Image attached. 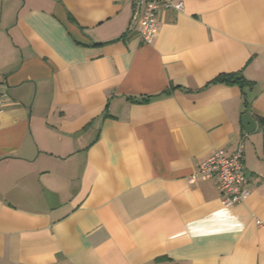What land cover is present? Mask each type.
I'll return each instance as SVG.
<instances>
[{
  "label": "crops",
  "instance_id": "obj_1",
  "mask_svg": "<svg viewBox=\"0 0 264 264\" xmlns=\"http://www.w3.org/2000/svg\"><path fill=\"white\" fill-rule=\"evenodd\" d=\"M180 1L145 44L132 0H0V264H264V0ZM242 138L225 208L189 180Z\"/></svg>",
  "mask_w": 264,
  "mask_h": 264
},
{
  "label": "built area",
  "instance_id": "obj_2",
  "mask_svg": "<svg viewBox=\"0 0 264 264\" xmlns=\"http://www.w3.org/2000/svg\"><path fill=\"white\" fill-rule=\"evenodd\" d=\"M132 8L137 14L139 38L143 43L151 44L159 30L158 13L182 12L183 4L180 0H132ZM2 107L3 97L0 95V112ZM195 178L215 179L220 202L225 208L245 202L249 194L245 189L246 178L243 173V138L233 154L217 150L202 161L189 182Z\"/></svg>",
  "mask_w": 264,
  "mask_h": 264
},
{
  "label": "water",
  "instance_id": "obj_3",
  "mask_svg": "<svg viewBox=\"0 0 264 264\" xmlns=\"http://www.w3.org/2000/svg\"><path fill=\"white\" fill-rule=\"evenodd\" d=\"M241 126L246 134H251L256 128V123L254 122L252 116L249 113H245L240 118Z\"/></svg>",
  "mask_w": 264,
  "mask_h": 264
},
{
  "label": "trees",
  "instance_id": "obj_4",
  "mask_svg": "<svg viewBox=\"0 0 264 264\" xmlns=\"http://www.w3.org/2000/svg\"><path fill=\"white\" fill-rule=\"evenodd\" d=\"M217 81H221V82H227V83H237V82H241V77L238 74H228V75H224V76H219L217 79ZM261 127L263 129V139H264V120L263 119H259Z\"/></svg>",
  "mask_w": 264,
  "mask_h": 264
}]
</instances>
